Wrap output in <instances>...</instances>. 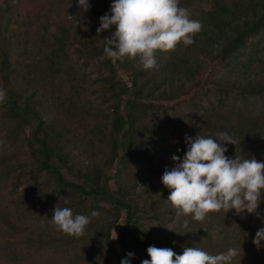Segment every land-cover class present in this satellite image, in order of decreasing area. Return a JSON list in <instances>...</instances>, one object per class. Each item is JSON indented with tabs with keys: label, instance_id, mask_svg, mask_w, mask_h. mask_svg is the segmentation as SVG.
Here are the masks:
<instances>
[{
	"label": "trees",
	"instance_id": "1",
	"mask_svg": "<svg viewBox=\"0 0 264 264\" xmlns=\"http://www.w3.org/2000/svg\"><path fill=\"white\" fill-rule=\"evenodd\" d=\"M46 2L0 0V45L8 34L20 54L0 57V264H120L129 252L141 264L149 246L235 248L231 264H264V241L253 244L264 196L256 213L199 222L178 215L161 182L186 135L226 132L227 157L264 162V0H179L202 29L157 51L152 70L105 56L116 27L97 28L113 0ZM56 205L90 218L83 236L51 222Z\"/></svg>",
	"mask_w": 264,
	"mask_h": 264
},
{
	"label": "clouds",
	"instance_id": "2",
	"mask_svg": "<svg viewBox=\"0 0 264 264\" xmlns=\"http://www.w3.org/2000/svg\"><path fill=\"white\" fill-rule=\"evenodd\" d=\"M79 7L87 11L89 0H78ZM116 27L106 37L104 54L111 59L139 57L144 70L157 67L156 52H169L178 44L188 46L194 43L193 36L202 29L199 20L191 19L187 9L179 7V0H113L110 14L100 17L97 35ZM6 99V90L0 88V103ZM218 139L186 135L187 151L181 160L171 157L175 166L165 169L161 182L169 190L166 201L178 210V215L191 216L194 221H204L210 212L235 210L237 215L247 211L256 213L264 193V162L240 157L229 158L225 144L235 145L228 133H218ZM68 198H65L67 200ZM100 213L93 211L92 217ZM60 231L68 236L81 237L90 218L73 215L68 207L56 205L51 219ZM183 228L189 221H183ZM264 228L256 232L253 244L261 246ZM141 264H231L238 250L229 248L226 252L212 255L199 247H185L182 254L171 248L149 246ZM134 253L129 252L120 264H129Z\"/></svg>",
	"mask_w": 264,
	"mask_h": 264
},
{
	"label": "rangeland",
	"instance_id": "3",
	"mask_svg": "<svg viewBox=\"0 0 264 264\" xmlns=\"http://www.w3.org/2000/svg\"><path fill=\"white\" fill-rule=\"evenodd\" d=\"M20 3L23 7L30 9L32 11H34L36 8H38V6L40 7L41 5H44V7L47 8L49 5V3L46 2V0H20ZM7 23H9V19L5 20V23L3 24V26H7ZM11 28H13L12 25L10 26V29ZM2 43H3V46L0 45V57H1L2 52H4V51H6L8 53V55L13 57L14 59L19 57L18 55H20V54H19V50L17 49L19 43H18L17 39L13 38L12 36L10 37V35L6 34L5 38L2 39ZM113 170H114V168L112 170L108 169L110 174L114 173ZM126 172L128 174L134 173L130 169V167L127 169ZM128 179H130V177Z\"/></svg>",
	"mask_w": 264,
	"mask_h": 264
},
{
	"label": "built area",
	"instance_id": "4",
	"mask_svg": "<svg viewBox=\"0 0 264 264\" xmlns=\"http://www.w3.org/2000/svg\"><path fill=\"white\" fill-rule=\"evenodd\" d=\"M111 241L114 242L115 241L114 238H111ZM115 247H117V246H115Z\"/></svg>",
	"mask_w": 264,
	"mask_h": 264
}]
</instances>
